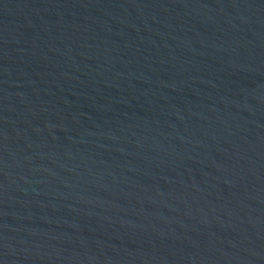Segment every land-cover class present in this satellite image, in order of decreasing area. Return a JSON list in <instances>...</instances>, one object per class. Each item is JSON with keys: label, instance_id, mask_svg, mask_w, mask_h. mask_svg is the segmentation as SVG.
Instances as JSON below:
<instances>
[{"label": "water", "instance_id": "1", "mask_svg": "<svg viewBox=\"0 0 264 264\" xmlns=\"http://www.w3.org/2000/svg\"><path fill=\"white\" fill-rule=\"evenodd\" d=\"M0 264H264V0H0Z\"/></svg>", "mask_w": 264, "mask_h": 264}]
</instances>
